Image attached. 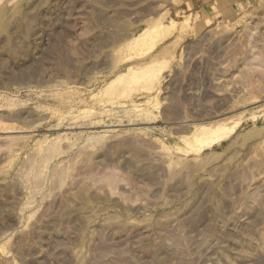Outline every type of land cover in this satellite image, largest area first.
I'll return each mask as SVG.
<instances>
[{"label":"rangeland","instance_id":"374dc122","mask_svg":"<svg viewBox=\"0 0 264 264\" xmlns=\"http://www.w3.org/2000/svg\"><path fill=\"white\" fill-rule=\"evenodd\" d=\"M0 264H264V0H0Z\"/></svg>","mask_w":264,"mask_h":264}]
</instances>
